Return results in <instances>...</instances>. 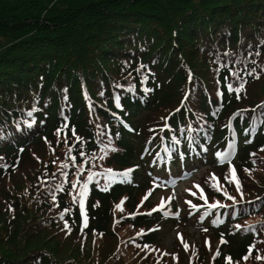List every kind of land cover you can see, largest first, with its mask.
Returning a JSON list of instances; mask_svg holds the SVG:
<instances>
[{
    "label": "trees",
    "instance_id": "obj_1",
    "mask_svg": "<svg viewBox=\"0 0 264 264\" xmlns=\"http://www.w3.org/2000/svg\"><path fill=\"white\" fill-rule=\"evenodd\" d=\"M262 42L264 0H0V165H7L0 167V185L6 179L23 185L27 178L26 183H33L36 172L30 162H35L43 147L41 160L47 166L37 195L55 202L52 197L58 190L51 192L52 177L58 175V159L63 160V172V165L71 164L68 150L75 140L73 128L82 138L81 152L88 159L106 143L109 149L115 148L108 157L94 159V166L88 162L94 169L91 173L133 170L127 182L117 177L108 191L102 190L108 184L105 176L90 182L85 200L88 226L83 227L75 203L74 213L70 208L65 215L71 229L65 240L82 245H74L67 257L61 254L68 260L62 263L52 258L57 249L42 251L44 264H264V259H257L264 257V124L257 125L254 133L244 131L254 115L264 112V107H256L264 102ZM252 68L259 79L246 74ZM232 73H239L241 79ZM242 81H246L244 91L237 99L227 84L236 88ZM145 88L152 91L145 94ZM218 91L223 95L218 97ZM33 107L39 110L33 113L35 123L29 129L25 121L32 123L27 113ZM239 110L248 111L243 119H233ZM65 123L67 143L62 140L65 132L57 136ZM100 123L101 130L96 128ZM165 123L171 132H161ZM163 138L178 139L184 146L190 141L199 161L209 166L200 180L208 203L233 204L210 187L209 177L215 173L238 201L235 209H210L196 190L192 204L198 207L189 205L180 220L172 217L176 206L170 194L163 209L152 212L161 205V200L155 203L160 190L151 178L159 168L157 163L147 167L145 149L153 141L148 150L153 158ZM233 139L232 164L243 198L234 184L223 179L229 165L219 164L215 155L228 150ZM168 149L166 157L179 167L175 152ZM99 162L103 166H96ZM24 167L29 176L23 171L16 175ZM51 170L54 176H49ZM122 200L123 211L130 207L126 214L116 215L112 210ZM26 213L29 218L33 210ZM4 215L0 212V246L7 253H0V264H27L25 258L38 250L32 247L40 243L46 227L36 223L30 234L18 235L20 225L17 230L1 228ZM190 218L201 226L199 242H189L186 232L177 231L169 252L164 238L179 221L184 224ZM218 219L223 222L214 224ZM119 221L143 234L125 240L114 260L113 231ZM222 236L226 244L220 242ZM95 247L102 249L96 252ZM80 256L82 261H76Z\"/></svg>",
    "mask_w": 264,
    "mask_h": 264
},
{
    "label": "rangeland",
    "instance_id": "obj_2",
    "mask_svg": "<svg viewBox=\"0 0 264 264\" xmlns=\"http://www.w3.org/2000/svg\"><path fill=\"white\" fill-rule=\"evenodd\" d=\"M86 108L88 110L87 112H90L91 110L90 106L87 105ZM103 127L104 126L102 123H100V125H96V128L100 130ZM94 131H95V125H94ZM1 132H3V129L0 130V133ZM81 142L83 143L82 139L80 141H77L75 139L74 142L72 143V147H71L72 151L70 154L76 157V160L75 162H73L71 159V164L70 165L67 164L68 167L65 168L64 173H67L68 175L65 176L63 173L62 179L60 181V185H63V191H58L55 202L46 201L45 198L40 199V197L37 195V192H39V184H40V180L42 177V173L44 172L47 166V164L42 162L41 160V157L43 158L45 157V153L43 152V147L41 148L42 151L39 150L35 158V162L34 161L30 162L32 166L35 168L34 170L36 172V178L33 183L31 184L26 183L27 178H24L23 180L25 183L23 184L24 185L23 186L18 181H15L12 179L11 180L6 179L0 185V212L6 214L4 215L3 220L1 222V228H4V231L10 230V228L13 230H17V225H20V229L17 230V233L18 235H23V234H30L33 231V229L36 228V227H33L36 225V223H39L41 224V226L46 227L45 230H41V232L44 233V236L42 240L40 241V243L32 247L33 249H38V250L30 252L27 258H25L24 262H27V264H44L46 256L41 252L42 251L52 252L54 248L57 249V255L53 256L52 257L53 259L61 263L64 261H68L67 258L63 259L61 257V254L67 257L71 254V252L68 251L69 249L73 248L74 245L75 247H80L82 245L80 242L74 243V241L72 240H71L72 242L65 240V235L68 230L64 227L65 215L67 212L64 213L63 219H61L60 214L61 212L64 211L65 208L73 209L77 207L76 211L81 217L82 224H83V217L81 215L77 202L73 201V196H75L76 193H78L80 189V185H82L84 182H87L89 174L92 171H94L93 167L91 166L88 167V162L94 166V163H93L94 159L99 158V157H103L104 159L108 157L110 153L115 150V148L109 149V147L107 146L103 150L98 151L95 157H90L88 159L85 156L87 153H84V152H83L84 155L79 157L81 151H83ZM109 143L113 145L112 141H109ZM43 146L48 153H51V149L50 147L46 145V143H44ZM183 148L185 149L184 145H183ZM105 153L107 154L105 155ZM58 162H59V159H58ZM99 165L103 166L101 162L96 164V166H99ZM191 165H192V162H188V161L186 162L185 166L187 170H188V167ZM61 166L62 165H60V169L62 168ZM80 168H83V171H79ZM21 171H23L26 175L29 176V172L26 167L20 169L16 175H18ZM206 171H209L208 164H205V166H203L200 163H197V165L195 164V169L192 170V173L194 172V174L191 178L185 181L183 180L178 181V186L176 188L177 190H175V192L177 193L179 191L182 193L177 195L180 197L175 198V200L173 199V203L176 206L175 213L177 212L179 213L178 216L176 215V218H179V217L182 218V216L186 213L187 204L185 200L192 202L191 193L192 192L196 193V188L194 185L200 183V180ZM157 172L162 175L161 171H157ZM180 172L181 171L178 170L179 174ZM73 182L77 183L76 188L72 187ZM183 187L186 188L185 193H184ZM189 189L191 191H188ZM147 192H148V189L146 193ZM169 194L174 197L172 191L170 192H165V191L162 192V190L157 191V194L156 195L154 194L155 203L157 204L161 200V203L163 202L164 205H166V199H167V196H169ZM19 201H20V204H19ZM74 203L76 207L74 206ZM129 207L125 208L124 209L125 211L123 212L119 208L115 210L113 209L112 212H114L116 215L126 214L128 212L126 209H128ZM26 209L33 210V213L29 218L27 216ZM73 213H74V209H73ZM19 217H24L21 222L18 221ZM180 223L181 222L179 221L177 225L178 226L182 225V228L173 227L171 229L172 232L170 233V235L164 238L163 243L165 245V248L169 252H171L174 247L173 243H174L175 236H176L175 234L177 233V231L186 232L187 235L189 236V242L195 241L198 243L200 240L201 235L198 233V229H200L201 226L197 223L195 219L190 218V221L184 224H180ZM138 232L135 233L131 229L127 228V226L124 225L123 223L120 224V221L115 223V228L113 231L115 235V240L112 243V247H113L112 251L114 253V256H113L114 260L116 259V257H118L121 254V248H122L121 244L124 243L125 240L127 239L138 237ZM1 235L7 236L6 233H1ZM112 238L114 239V237ZM217 246L218 245H215V247ZM102 247H100V249L98 247H95V251L99 252L102 249ZM79 251L80 250L78 248V252ZM1 252L7 253L4 245L0 246V253ZM75 260L82 261V257L80 256L78 258H75Z\"/></svg>",
    "mask_w": 264,
    "mask_h": 264
},
{
    "label": "snow or ice",
    "instance_id": "obj_3",
    "mask_svg": "<svg viewBox=\"0 0 264 264\" xmlns=\"http://www.w3.org/2000/svg\"><path fill=\"white\" fill-rule=\"evenodd\" d=\"M262 43H264V42H262ZM256 54L259 55V53H256ZM250 55H251V53H250ZM253 63H255V62L253 61ZM143 67H145V66H144V65H141V68H143ZM137 71H139V69H137ZM246 74H247L248 76H254L255 79H259V78H260L259 75L256 74V69H255V68H252V69H251L250 71H248ZM232 75L236 76L237 79H241L239 73H232ZM144 79L147 80V76H145ZM191 79H192V77H191V75H190V76H189V80H191ZM225 80H227V77H225ZM245 83H246V81H242V82L240 83L239 87H236V88H234L233 85H232L231 83H228V84H227V90H228L229 92H235V93L237 94V95H236V98H237V99H240V95H239V94H240L242 91H244V85H245ZM117 87H119V85H117ZM65 91H66V90H65ZM151 91H152V89H150V88H145V89H144L145 94H147V93H149V92H151ZM101 95H103V93H101ZM222 95H223V93H220L219 91L217 92V96H218V97H219V96H222ZM184 99H185V100L188 99V94L185 95ZM116 100H117V101L119 100V96L116 97ZM182 103H183V102H182ZM256 107H257V108H262V107H264V102H262L261 105H257ZM38 110H39V109H37L36 107H33V109L27 113V115H28L29 117H32V123H28L27 121H25V123L28 124V127H29V128H31V127H32V124L35 123V117L33 116V113L36 112V111H38ZM179 110H180V109H177L176 111L178 112ZM246 111H248V110H239L238 112H236V113L233 115V119H235L236 116H239L241 119H243V118H244V114H245ZM252 111L255 112L256 109H252ZM64 119L67 120V117H65ZM164 119H166V118H164ZM259 124H264V112H260V113L254 115V116L252 117V124H251V126H250L249 128L244 129L245 133H254V132H255V129H256V126L259 125ZM68 127H69L68 124L65 123L60 129L57 130V136L59 137L62 133H64V132H65V129H68ZM168 127H169V125H168L167 123H165L164 128H168ZM229 127H231V125H229ZM150 131H151V130H150ZM71 132H72V136L75 137V139H76L77 141H80V140L82 139L81 137H79V136L76 135V131H75L74 128L71 129ZM117 135H118V134H117ZM190 140L192 141V143H195V142H196L194 138H190ZM251 142H252L251 140H245V143H251ZM65 143H67V137H66V135H65ZM175 143L178 144L179 141H176ZM234 145H235V140L233 139V141L230 142V144H229V148H228V150L223 151V152H219V151H218V152L215 153V155H216V157H217V159H218V163H219V164L223 165V164L227 163V164L229 165V174H225V176H224L223 179H224L228 184H234L235 187H236V191H237L238 193H240L241 198H243L242 184H241V181H240L239 176L237 175V170H236L235 166L232 164V157H233L234 154H235V152H234ZM113 150H114V149H113ZM192 150L194 151V149H192ZM261 150H264V149H261ZM21 151H22V149H21ZM68 151H69V154H70L71 151H72L71 147L69 148ZM146 151H147V149H146ZM165 151H166V152H170L171 150H170V149H165ZM204 151H207V149H204ZM106 154H107V153H105V155H106ZM80 155L83 156L84 153L81 152ZM251 155H252V156H255L256 154H255V153H252ZM102 158H103V157H101V159H102ZM0 159H2V158H0ZM71 159H72L73 162H75L76 157L72 156ZM54 163H55V162H54ZM253 163H255V161H253ZM0 167H7V165H0ZM63 167L67 168L68 165H67V164H64ZM79 171H83V168H80ZM132 171H133L132 169H128V170H126V171H124V172L117 173V172H114L113 169H110V168H109V169H105L103 173H90V174H89L88 179H87V182H84L82 185H80V189H79L78 193H77L75 196H73V201H74V202H77L78 205H79V209H80L81 215H82V217H83V227H84V228H86V227L88 226V214H87V211H86V208H85V200H86V198H87V196H88V194H89V183L92 182L93 179H94L96 176H98V175H103V176H105L106 179L108 180V184H106V185L103 187L102 190H103V191H108L109 186H110L112 183L117 182V177L120 178V182H122V183H123V182H127V177L129 176V174H130ZM245 171H246V172H249V174H251V172H250L249 169H245ZM64 175L67 176L68 174H67V173H64ZM209 180L212 181V183L210 184V187H212V188H213L215 191H217V192H222L223 195H224L225 197H227L229 200H232V201H233V204H232V205H225V204L221 203L220 201H215V202H213V203H208V197H207V195L204 193V189H203L199 184H196V185H194V186H195V187L199 190V192H200V196H199V198H200L201 200H204L205 205H207V207L210 208V209H218V208H225V209H226V208H229V207L235 209L236 204L238 203V201H236V198H235L234 196H231V195L228 193V191L226 190V188H224V187L221 185V183H220V178L217 177V176L215 175V173H212V174L210 175V177H209ZM72 187H73V188H76V187H77V183H76V182H73V183H72ZM57 190H58V191H63V185H59V186H57ZM188 191H191V190L189 189ZM150 194H151V193H149V195H150ZM191 194H192L193 196L196 195L195 192H192ZM77 197H78V199H77ZM147 198H148V196L146 195L143 199L146 200ZM52 199L55 200V199H56V196L53 195ZM125 199H126V198H125ZM261 199H262L261 197H257V200H261ZM142 202H143V201H142ZM123 203H124V201L122 200L121 203H120L119 205L116 206V207L119 208L121 211H123V207H122ZM186 203H188L192 208H197V207H198L197 205L192 204L191 201H187ZM249 203H251V201H250ZM95 206H96V205H93V207H95ZM163 207H164V203L162 202L161 205L159 206V209H158V208H153L151 211H152V212H156V211H158V210H160V209H163ZM68 211H69V209L65 208L64 211L61 212V214H60L61 219H63V217H64V213H66V212H68ZM148 214L150 215L151 212L148 213ZM164 214H165V215H169L168 212H165ZM235 214H236V212L233 211V215H235ZM175 215L178 216L179 213L177 212V213H175ZM225 215H227V212L225 213ZM201 219H203V217H201ZM218 222H223V221H222V220H219V219H218L217 221H213L214 224H215V223H218ZM64 227H65L66 229H68L69 231H71V229L69 228V225H68V222H67V221H65V223H64ZM236 227L239 228L240 226L237 225ZM253 228H254V226H249V229H248V230H253ZM205 231H207V229H205ZM142 234H143V232L138 233V235H142ZM220 242H221L222 244H226V243H227V241L223 239V236L221 237V241H220ZM206 243H207V242H206ZM144 247L147 248L148 246H147V245H144ZM187 247H188L187 244H185V248H186V249H187ZM249 254H251V248H250V250H249ZM216 255H217V256L220 255V250H219V249H217ZM213 258H215V257H213ZM245 259H247V257H245ZM257 259H264V257H260V256H258ZM228 260L231 261V257H229Z\"/></svg>",
    "mask_w": 264,
    "mask_h": 264
}]
</instances>
